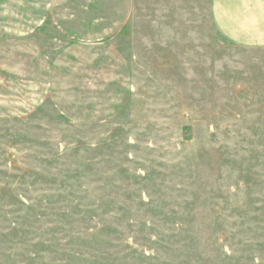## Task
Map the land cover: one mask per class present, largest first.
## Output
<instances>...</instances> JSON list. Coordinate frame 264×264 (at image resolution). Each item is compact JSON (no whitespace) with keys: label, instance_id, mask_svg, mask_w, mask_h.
I'll list each match as a JSON object with an SVG mask.
<instances>
[{"label":"rangeland","instance_id":"obj_1","mask_svg":"<svg viewBox=\"0 0 264 264\" xmlns=\"http://www.w3.org/2000/svg\"><path fill=\"white\" fill-rule=\"evenodd\" d=\"M0 264H264V46L211 0H0Z\"/></svg>","mask_w":264,"mask_h":264},{"label":"crops","instance_id":"obj_2","mask_svg":"<svg viewBox=\"0 0 264 264\" xmlns=\"http://www.w3.org/2000/svg\"><path fill=\"white\" fill-rule=\"evenodd\" d=\"M217 31L239 46H264V0H211Z\"/></svg>","mask_w":264,"mask_h":264}]
</instances>
